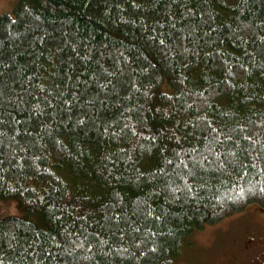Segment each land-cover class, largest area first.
I'll list each match as a JSON object with an SVG mask.
<instances>
[{
  "label": "trees",
  "instance_id": "obj_1",
  "mask_svg": "<svg viewBox=\"0 0 264 264\" xmlns=\"http://www.w3.org/2000/svg\"><path fill=\"white\" fill-rule=\"evenodd\" d=\"M0 199V264H173L264 208V0L15 3Z\"/></svg>",
  "mask_w": 264,
  "mask_h": 264
},
{
  "label": "rangeland",
  "instance_id": "obj_2",
  "mask_svg": "<svg viewBox=\"0 0 264 264\" xmlns=\"http://www.w3.org/2000/svg\"><path fill=\"white\" fill-rule=\"evenodd\" d=\"M18 1L20 0H0V15L10 12ZM24 214L25 211L18 201L0 199V218L9 215L20 217ZM254 221H264V208L257 204H249L243 211L221 222L193 231L184 239L179 255L175 257L173 264H225L224 254L228 246L248 232L251 234L252 228L257 226ZM258 226L264 228V226ZM250 244L251 240H242L244 247ZM257 261L260 262L259 253Z\"/></svg>",
  "mask_w": 264,
  "mask_h": 264
},
{
  "label": "flooded vegetation",
  "instance_id": "obj_3",
  "mask_svg": "<svg viewBox=\"0 0 264 264\" xmlns=\"http://www.w3.org/2000/svg\"><path fill=\"white\" fill-rule=\"evenodd\" d=\"M254 222L257 226L252 228L251 234L248 232L243 237L235 239V241L228 246L224 254L226 259L225 264H264V228L260 227V229L258 226H264V221ZM244 239H248V241L251 240V244L244 247L242 245V240ZM252 253L253 256H251ZM258 253L260 262L257 261Z\"/></svg>",
  "mask_w": 264,
  "mask_h": 264
},
{
  "label": "bare ground",
  "instance_id": "obj_4",
  "mask_svg": "<svg viewBox=\"0 0 264 264\" xmlns=\"http://www.w3.org/2000/svg\"><path fill=\"white\" fill-rule=\"evenodd\" d=\"M255 249V248H254Z\"/></svg>",
  "mask_w": 264,
  "mask_h": 264
}]
</instances>
